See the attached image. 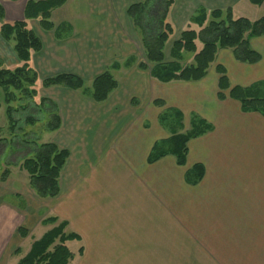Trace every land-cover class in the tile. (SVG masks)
I'll use <instances>...</instances> for the list:
<instances>
[{"label":"crops","instance_id":"1","mask_svg":"<svg viewBox=\"0 0 264 264\" xmlns=\"http://www.w3.org/2000/svg\"><path fill=\"white\" fill-rule=\"evenodd\" d=\"M28 1L39 0H0L4 20H22ZM78 1L85 5L84 16L60 14L66 2L52 11L50 30L38 20L27 21L41 42L29 62L36 84L67 74L83 86L39 89V98L54 103L60 118L59 129L48 132L50 143L68 152L57 197L35 194L20 168L23 159L0 166V176L9 172L0 181V264H17L52 229L41 223L50 217L66 222L65 231L79 237L66 243L74 255L68 264H264V114L244 112L230 90L219 99L216 70H225L230 89L263 98L264 35L249 41L261 57L254 65L239 63L231 50L222 49L202 80L165 83L152 76L153 65L146 63L126 14L128 6L143 0ZM228 9L234 18L256 21L264 16V0H173L168 13L173 38L187 28L199 30L191 22L199 10ZM0 65H19L12 44L1 37ZM106 71L117 87L96 103L91 84ZM176 112L182 116L177 130L170 121ZM194 118L211 129L187 143L181 166L167 153L169 139L187 132ZM155 147L166 154L150 163ZM194 166L204 169L196 184L186 177ZM36 229L41 231L34 238Z\"/></svg>","mask_w":264,"mask_h":264},{"label":"trees","instance_id":"2","mask_svg":"<svg viewBox=\"0 0 264 264\" xmlns=\"http://www.w3.org/2000/svg\"><path fill=\"white\" fill-rule=\"evenodd\" d=\"M66 2L67 0L28 1L24 7L23 19L13 22L4 20V9L0 5V37L6 43L12 44L13 52L19 62V65L12 69L3 68L0 65V90L4 103L7 105L6 116L11 131L16 126L14 113L17 111L12 104L30 100L36 96L34 87L38 81V75L29 62L31 54L40 51L41 42L28 27L27 21L38 20L40 28L50 30L52 29L50 22L52 11L62 7ZM172 4L173 0H143L126 9V14L140 37L145 61L153 65L151 73L157 80L165 83L200 81L206 76L218 50L222 49L231 50L234 60L242 64L254 65L260 61V55L251 49L249 41L264 35V16L256 21L234 18L230 9L215 10L209 13L199 10L191 18V22L199 26V30L187 28L182 31L172 41L169 49L170 61H166L165 47L175 34L174 28L168 20ZM186 56L190 57L188 63H186ZM139 67L146 69L147 66L140 64ZM216 70L220 75L218 80L219 99L224 98L222 92L230 90L229 97L238 101L244 112L264 114V97L250 98L246 89L240 87L230 89L225 70L220 66ZM41 85L44 88L62 86L79 90L83 86V81L76 76L62 74L42 80ZM116 87V81L106 71L93 80L91 99L96 103H102L108 99ZM39 106L47 110L49 114L46 131L58 130L60 118L56 112L55 104L41 98ZM34 121L32 117L26 119L29 124H33ZM170 121L176 122L181 128L182 116L179 112L171 116ZM210 129L211 127L205 121L197 118L192 119L187 132L173 135L169 139L170 150L167 153L176 158L178 165L183 166L187 156V143ZM3 141L0 139V144ZM17 145L19 144L16 143L15 146ZM18 148L23 151L25 156L20 168L28 175L30 188L39 198L57 197L60 192V173L67 161L68 152L59 149L53 143L37 144L28 140L22 142ZM165 154L166 152H159L155 147L148 162H155ZM8 175L9 172L5 169L0 176V181H5ZM203 175V167L194 166L191 174L188 173L186 177L190 183L196 184ZM41 223L44 226L53 227L39 240L32 243L29 252L17 264H68L74 255L66 243L78 241L79 237L66 232L67 223L59 221L55 217L47 218ZM18 233L21 238L27 236L26 230L21 227L18 228ZM82 253L83 247H80L77 254L81 256Z\"/></svg>","mask_w":264,"mask_h":264},{"label":"rangeland","instance_id":"3","mask_svg":"<svg viewBox=\"0 0 264 264\" xmlns=\"http://www.w3.org/2000/svg\"><path fill=\"white\" fill-rule=\"evenodd\" d=\"M64 6L65 7L60 14L62 15H68V17H75L76 15L78 16H84V12L82 11V6H85L84 4H80V1L78 0H69ZM250 17L251 14H249ZM67 17V19H68ZM254 19V18H253ZM252 21V20H250ZM30 27L32 26L31 24L29 25ZM173 38L170 42L165 47V57L166 61H170L169 58V49L171 46V43ZM198 45H200L198 43ZM139 47V46H138ZM141 47H139V51ZM192 56V55H191ZM141 58L142 55H141ZM190 62V57L186 56V63ZM184 63V62H183ZM12 68V67H9ZM42 85L41 84H36L34 89L36 90V96L33 97V99L30 100H24L23 102H16L13 103L12 106L17 109L16 113H14V120H15V129L14 130H9V122L7 120L6 114H5V108L6 106H3V110L0 111V139H3L4 141L0 145V166L1 164H5L7 160L9 162H16L17 158L24 159V154L21 149H17L19 145H22V142L28 140L32 142H36L37 144H42V143H50V138L52 135H50L48 132H46V125L49 121V116H48V111L45 110L43 107L39 106L40 103V91ZM86 84L84 85L85 89ZM1 91V90H0ZM0 104H4L3 97L0 93ZM21 106V107H20ZM28 117H32L34 121L33 124H29L26 122V119ZM177 130L179 128V124L176 122L171 121ZM18 143L19 145L15 146V144ZM5 146L4 150H2V146ZM10 154V156H9ZM24 172V171H23ZM40 229H36L33 232V237L36 238L38 232H40ZM30 245V242L27 241L26 243L23 244L22 249L26 250ZM78 245H70V249H76Z\"/></svg>","mask_w":264,"mask_h":264}]
</instances>
